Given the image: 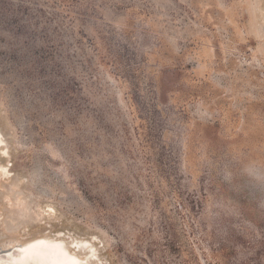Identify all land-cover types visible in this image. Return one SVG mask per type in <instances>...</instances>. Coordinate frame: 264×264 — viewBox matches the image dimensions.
Wrapping results in <instances>:
<instances>
[{"label":"rangeland","instance_id":"obj_1","mask_svg":"<svg viewBox=\"0 0 264 264\" xmlns=\"http://www.w3.org/2000/svg\"><path fill=\"white\" fill-rule=\"evenodd\" d=\"M45 236L264 264V0H0V249Z\"/></svg>","mask_w":264,"mask_h":264},{"label":"bare ground","instance_id":"obj_2","mask_svg":"<svg viewBox=\"0 0 264 264\" xmlns=\"http://www.w3.org/2000/svg\"><path fill=\"white\" fill-rule=\"evenodd\" d=\"M11 245L15 247L6 249L4 256L0 254V264H89L87 256L84 260L78 257L80 254L77 253V250L83 247L81 246L82 242L76 240L69 243L65 239L39 237L24 244L8 242L4 244V247ZM71 247L75 248L76 255L69 251Z\"/></svg>","mask_w":264,"mask_h":264},{"label":"trees","instance_id":"obj_3","mask_svg":"<svg viewBox=\"0 0 264 264\" xmlns=\"http://www.w3.org/2000/svg\"><path fill=\"white\" fill-rule=\"evenodd\" d=\"M12 21V19H11ZM20 29V28H19ZM39 39H41L43 42H46L48 43L49 41H51L52 38L50 37H47V36H39ZM56 89L58 91L61 92V94H63L64 96H68L70 94H73L75 93V85L73 84L72 81H67L65 83H61V82H58L56 83L55 85ZM73 99V98H72ZM67 101H71V99H68ZM75 100L73 99L72 102H74ZM172 226V225H171ZM174 227H168L167 230H166V234H165V238L167 239V246L170 248V249H174V250H177L179 251V249L181 248L180 247V243L179 241L177 240V238L175 237H172V235L175 234L174 232ZM180 264H191L190 260H181L180 261Z\"/></svg>","mask_w":264,"mask_h":264},{"label":"water","instance_id":"obj_4","mask_svg":"<svg viewBox=\"0 0 264 264\" xmlns=\"http://www.w3.org/2000/svg\"><path fill=\"white\" fill-rule=\"evenodd\" d=\"M4 252H6V249H0V254H3L2 256H4ZM88 260V258H87Z\"/></svg>","mask_w":264,"mask_h":264}]
</instances>
